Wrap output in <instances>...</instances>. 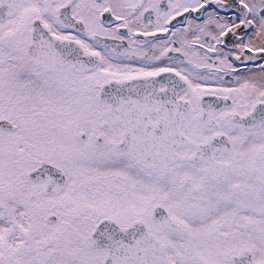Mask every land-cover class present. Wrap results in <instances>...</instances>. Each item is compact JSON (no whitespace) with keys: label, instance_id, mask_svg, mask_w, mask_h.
I'll list each match as a JSON object with an SVG mask.
<instances>
[{"label":"snow or ice","instance_id":"6c2138e0","mask_svg":"<svg viewBox=\"0 0 264 264\" xmlns=\"http://www.w3.org/2000/svg\"><path fill=\"white\" fill-rule=\"evenodd\" d=\"M0 264H264V0H0Z\"/></svg>","mask_w":264,"mask_h":264}]
</instances>
